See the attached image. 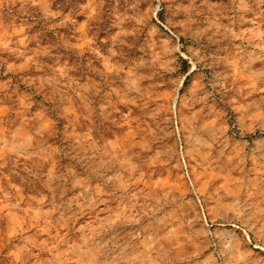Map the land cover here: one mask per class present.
Instances as JSON below:
<instances>
[{
    "label": "rangeland",
    "instance_id": "1",
    "mask_svg": "<svg viewBox=\"0 0 264 264\" xmlns=\"http://www.w3.org/2000/svg\"><path fill=\"white\" fill-rule=\"evenodd\" d=\"M0 264H264V0H0Z\"/></svg>",
    "mask_w": 264,
    "mask_h": 264
}]
</instances>
